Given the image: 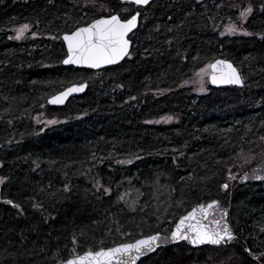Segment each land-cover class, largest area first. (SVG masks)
Returning <instances> with one entry per match:
<instances>
[{
  "label": "trees",
  "instance_id": "1",
  "mask_svg": "<svg viewBox=\"0 0 264 264\" xmlns=\"http://www.w3.org/2000/svg\"><path fill=\"white\" fill-rule=\"evenodd\" d=\"M94 1L111 13L124 6L141 12L131 56L98 71L64 67L61 37L105 15L99 8L0 0L1 200L21 206L0 201V264H56L74 247L82 254L140 234L167 235L180 216L211 200L228 208L233 240L159 247L137 264H257L244 249L264 252V183L238 186L227 177L246 154L251 161L240 176L264 159V0H153L143 8ZM245 6L253 9L242 27L250 35L221 36L219 28L239 23ZM25 23L26 36L9 39ZM216 60L231 62L242 86L195 93L186 84ZM78 83L87 85L82 95L47 105ZM166 116L174 122L155 124ZM96 179L108 196L92 187ZM133 201L136 211L128 207Z\"/></svg>",
  "mask_w": 264,
  "mask_h": 264
},
{
  "label": "snow or ice",
  "instance_id": "2",
  "mask_svg": "<svg viewBox=\"0 0 264 264\" xmlns=\"http://www.w3.org/2000/svg\"><path fill=\"white\" fill-rule=\"evenodd\" d=\"M119 2L124 5L146 6L150 0H119ZM261 7L264 9V5ZM102 10L104 12L109 11L103 6ZM252 11L251 6L243 7L238 13L239 19L241 21L246 20ZM121 13L125 15H121ZM140 15L141 12L138 8L123 7L120 9V13L100 15L98 18H93L86 24L76 26L73 30L65 32L62 39L67 46V54L61 63L64 65H80L90 69H96L105 65L117 64L121 59L130 57V42L132 38L129 33H132L133 29L137 28V21ZM30 27V24H21L15 29V37H9V39H22L24 33ZM238 30L243 31L245 35H250L247 31L238 29L235 24L226 25L224 31L220 32V35H225V32L232 34ZM31 35L32 37H36L37 33L33 31ZM257 35L260 34L258 33ZM58 38L53 37V39ZM205 74L209 76L212 84L241 85L243 82L237 69L227 60H216L201 68L197 74L200 78L199 83L201 85H203L202 77ZM85 87V83L71 84L64 88L63 91L49 97L47 103L51 105L63 104L69 95L80 93ZM203 90L202 86L200 91ZM161 119L163 120L165 118L162 117ZM166 119L170 120L172 117H167ZM54 123H56L55 120L46 121L48 125ZM131 162V159L118 161V163L122 164ZM173 162L175 163V160ZM253 176L259 179V176L255 174V170H253ZM6 179L7 177H0V183H4ZM181 179L183 180L184 178L181 177ZM227 179L232 180L236 179V177L229 172ZM241 179H247V176L241 177ZM92 187L104 196H108L111 192V189L101 184L99 179L93 182ZM228 187L229 184L227 182L221 184V188L223 189H227ZM63 191H69L67 184L63 186ZM125 195L121 194L117 199L123 201ZM6 203L17 209L21 208L19 204L14 203L12 200H7ZM135 203L136 201H133L132 204L128 205L131 211H136ZM217 205L218 202L216 200H211L207 204L199 203L195 205L186 215L180 216L179 220L175 223V227L171 229L170 237H165L163 240L161 239L160 232L157 231L150 235L140 234L137 238L129 242L122 241L120 243H114V246H98L95 250L88 249L83 251L82 254L78 253L74 247L71 250L69 258L59 260L56 264H136V261L141 256L147 252L154 251L156 247L163 244L169 238L172 241L185 240L192 245L204 243L219 245L223 241H231L234 239V234L226 222L222 223L221 220L216 219H212L210 223L207 222L210 213L216 209ZM32 206L34 208L38 207L36 204ZM116 232L122 236L131 235L130 233L122 231L119 227L116 228ZM78 243V238L76 235H73L72 244L77 246ZM244 251L253 260L257 261V264H260L264 260V252L257 255L248 247H245Z\"/></svg>",
  "mask_w": 264,
  "mask_h": 264
},
{
  "label": "water",
  "instance_id": "3",
  "mask_svg": "<svg viewBox=\"0 0 264 264\" xmlns=\"http://www.w3.org/2000/svg\"><path fill=\"white\" fill-rule=\"evenodd\" d=\"M152 1H153V0H150L149 3H151ZM146 6H147V5H146ZM137 7L143 8V7H145V6H137ZM138 19H139V17H138ZM137 27H138V21H137ZM136 29H137V28L133 29V32H134ZM133 32H132V33H133ZM132 33H129V35H131ZM62 37H63V35H62ZM62 37H61V39H62ZM62 41H63V39H62ZM63 43H64V42H63ZM64 46H65L66 53H67V46H66L65 43H64ZM130 47H131V42H130ZM125 58H126V57H125ZM125 58L121 59L117 64L121 63ZM228 62H229V61H228ZM230 63H231V62H230ZM117 64H114V65H117ZM231 64H232V63H231ZM62 65H63L64 67L72 66V67H74V68H85V69H90V68H87V67H85V66H80V65H64L63 63H62ZM114 65H105V66H101V67H99V68H96V69H90V70L98 71V70H101V69H103V68H105V67L114 66ZM232 65H233V64H232ZM233 67H234V65H233ZM237 72H238V70H237ZM238 73H239V72H238ZM240 76H241V75H240ZM241 79H242V78H241ZM208 85H209L211 88H215V89L223 88V87H228V86H233V87H241V86H242V84H241V85H231V84H227V85H225V84H212L211 81H210V79H209V77H208ZM86 88H87V85H86L85 89H84L82 92H80V93H73V94L69 95V96L65 99V101H64L63 104H60V105H51V104H48V103H47V105H48V106H51V107H62V106L66 103V101H67L69 98L82 95V94L86 91ZM253 170H255V174H256V176H259V179L255 178V177L253 176ZM244 176H247V179H241V177H244ZM237 183H238V186H244V185H249V184H263V183H264V159H262L259 163H257V164L254 165L253 167H251L247 172L243 173V174L238 178ZM0 201H1V189H0ZM6 201H7V200H2L1 203H2L3 205H9V204L6 203ZM216 201L218 202V205H217L216 209L210 213V215H209V220H208L207 222L210 223L212 219L221 220L222 223H223V222H226V223L229 225V227L231 228V226H230V224H229V221H228V208L225 207L221 201H219V200H216ZM207 203H208V202H207ZM207 203H205V204H207ZM186 214H187V213H186ZM186 214H185V215H186ZM178 220H179V218L177 219V221H178ZM177 221H176V222H177ZM174 227H175V224H174V226L172 227V229H173ZM231 230H232V229H231ZM232 232H233V231H232ZM233 234H234V233H233ZM165 237H170V233H169L168 235H161V239H162V240H163ZM227 242H228V241H223V242H221L219 245H212V244H209V243H204V244H200V245H192V244H190L188 241H185V240L172 241V240L169 238V239L165 240V242H164L163 244L159 245L158 247H162V246H163V247H169V246H174V245H177V244H180V243H185L189 248L195 250V249H199V248H202V247H205V246L218 247V246H220L221 244H225V243H227ZM158 247H156V248L154 249V251H152V252H147V253H145V255L141 256V257L136 261V264H137L138 261H139L141 258H143L144 256H148V255L153 254V253L156 251V249H157Z\"/></svg>",
  "mask_w": 264,
  "mask_h": 264
},
{
  "label": "rangeland",
  "instance_id": "4",
  "mask_svg": "<svg viewBox=\"0 0 264 264\" xmlns=\"http://www.w3.org/2000/svg\"><path fill=\"white\" fill-rule=\"evenodd\" d=\"M77 1H81V2H84V4L87 6V7H90L91 6V4L93 5V7L94 8H99L98 10H96V13L97 14H105V15H107L108 13H111L110 12V10H109V7H107V6H105V4H96L97 2L96 1H94V2H92V0H77ZM102 6L103 7H105V8H107L109 11L108 12H104L103 10H102ZM125 7V6H124ZM121 8H123V7H121ZM120 8V9H121ZM238 20L240 21L239 23H227L226 25H228V24H235L236 26H237V28L238 29H242V27H243V23H244V21H241L239 18H238ZM226 25H223L222 27H220L219 28V32H222V31H224V29H225V26ZM19 26H16L15 27V29L16 28H18ZM15 29L13 30V34L10 36V37H15ZM28 32V31H27ZM27 32H25L24 33V37L26 36V33ZM242 34L243 33V31H240V30H238V31H236V32H234V33H232V34ZM232 34H228L227 32H225V35H223V36H231ZM23 37V38H24ZM22 38V39H23ZM14 39V38H13ZM22 39H20V40H22ZM14 40H16V39H14ZM17 41V40H16ZM19 41V40H18ZM199 73V70L193 75V77L188 81V83L186 84L187 86H189V87H191L192 88V90L195 92V93H197V94H203V93H206L207 92V87H208V75H203V77H202V79H203V85H201L200 83H199V77H198V74ZM203 86V91H200V88ZM233 87V86H232ZM167 117H171V116H166V117H164L165 119H161V118H159V119H157V121L155 122V124H160V125H166V124H171V123H173L174 122V118L172 117V119H170V120H167L166 118ZM48 121V120H47ZM246 160H249V162L251 161V158L249 157V155H245L243 158H242V162H243V165L242 166H240V167H235L236 168V170H237V172H234V173H232L235 177H236V179H232V180H228L229 181V183L230 184H233L234 182H236L237 180H238V178L240 177V171L242 170V167L243 166H248V164H249V162H246ZM243 174V173H242ZM241 174V175H242ZM1 184H3V183H0V186H1ZM181 244V243H180ZM145 257V256H144Z\"/></svg>",
  "mask_w": 264,
  "mask_h": 264
},
{
  "label": "bare ground",
  "instance_id": "5",
  "mask_svg": "<svg viewBox=\"0 0 264 264\" xmlns=\"http://www.w3.org/2000/svg\"><path fill=\"white\" fill-rule=\"evenodd\" d=\"M185 214H186V213H185ZM185 214H184V215H185ZM179 218H180V217H179ZM176 221H177V220H176ZM175 223H176V222H175ZM175 223H174V224H175ZM173 226H174V225H173ZM170 232H171V231H170ZM170 232H169V233H170ZM169 233H168V234H169ZM168 234H167V235H168ZM160 235H163V234H160ZM229 242H230V241H228V242L225 243V244H221V245H227ZM221 245H220V246H221ZM162 247H163V246H162ZM169 247H170V246H169ZM205 247H212V246H205ZM218 247H219V246H218ZM158 248H159V247H158ZM158 248H157V249H158ZM202 248H203V247H202ZM214 248H217V247H214ZM157 249H156V250H157ZM199 249H200V248H199ZM195 250H196V249H195Z\"/></svg>",
  "mask_w": 264,
  "mask_h": 264
},
{
  "label": "flooded vegetation",
  "instance_id": "6",
  "mask_svg": "<svg viewBox=\"0 0 264 264\" xmlns=\"http://www.w3.org/2000/svg\"><path fill=\"white\" fill-rule=\"evenodd\" d=\"M1 187H2V184H1V186H0V189H1ZM2 201V200H1Z\"/></svg>",
  "mask_w": 264,
  "mask_h": 264
}]
</instances>
